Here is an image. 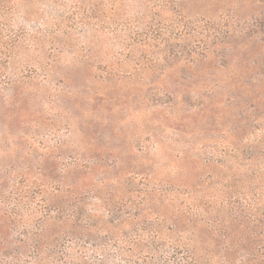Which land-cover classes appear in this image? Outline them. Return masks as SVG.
Returning <instances> with one entry per match:
<instances>
[{
    "label": "rangeland",
    "instance_id": "374dc122",
    "mask_svg": "<svg viewBox=\"0 0 264 264\" xmlns=\"http://www.w3.org/2000/svg\"><path fill=\"white\" fill-rule=\"evenodd\" d=\"M0 226V264H264V0H0Z\"/></svg>",
    "mask_w": 264,
    "mask_h": 264
},
{
    "label": "trees",
    "instance_id": "16d2710c",
    "mask_svg": "<svg viewBox=\"0 0 264 264\" xmlns=\"http://www.w3.org/2000/svg\"><path fill=\"white\" fill-rule=\"evenodd\" d=\"M60 192V191H59ZM67 193H69V191H67ZM47 204V206H48V203H46ZM46 204H44L45 205V208H46ZM58 212L60 213L61 211L60 210H58ZM1 229H2V226H0V249H4V245H3V243L4 242H6V239H5V237H3V235L1 234ZM35 255H34V257H36V256H39L40 255V252H41V243L38 241V242H35ZM188 259H190L191 258V254L190 253H187V256H186ZM192 259V258H191ZM35 264H40L39 262H38V260H37V257L35 258Z\"/></svg>",
    "mask_w": 264,
    "mask_h": 264
}]
</instances>
